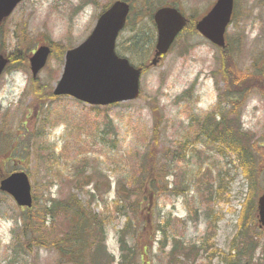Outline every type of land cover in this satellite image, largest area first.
<instances>
[{
	"label": "rangeland",
	"instance_id": "obj_1",
	"mask_svg": "<svg viewBox=\"0 0 264 264\" xmlns=\"http://www.w3.org/2000/svg\"><path fill=\"white\" fill-rule=\"evenodd\" d=\"M113 1L24 0L0 25L6 34L0 39L1 54L26 51V62L9 65L0 77V180L26 171L34 198L40 201L71 191L85 204H93L95 212L109 221L106 245L115 257L113 264H121L119 231L127 217L137 221L128 205L137 194L141 213L133 234L129 230L126 236L129 246L139 252L134 264H171L174 239L197 246L195 259L177 255L187 264H228L222 253L234 245L243 264H264V227L257 210L264 191V0H236L226 55L195 28L184 30L157 65L151 63L157 31L150 20L151 26L145 27L154 31L151 40L137 53L127 52L134 29L144 27V18L134 20L132 12L118 44L120 55L135 66H147L138 99L94 110L69 96L41 98L31 83L29 58L34 51L50 43L79 46ZM215 2L150 0L145 12L149 17L153 6L174 4L197 21ZM132 5L136 12L139 3ZM64 64L65 56L52 55L36 80L47 91L50 86L54 89ZM222 111L232 112L229 120L234 117L239 127L244 124L253 134L249 141L254 183L239 166V156L226 149L220 153L219 143L200 133L202 120L209 115L215 123ZM20 144L27 147L26 153L15 158L13 153L22 151ZM78 156L83 159L73 163ZM72 169L95 173L90 179L97 183L98 195L92 196V186L83 188V181L74 189L68 175ZM153 170L155 178L149 179ZM59 175L68 177L69 183L61 184L67 180ZM141 181H146L143 189ZM221 181L225 191L220 195ZM118 189L130 197L124 214L115 202ZM248 200L254 205L249 211ZM23 214L13 197L0 191V264H58V254L48 250L50 246L37 241L19 245V240L26 242L17 226ZM150 216L153 222L147 223ZM156 222L164 230L154 231L150 225ZM151 236L153 249L148 251Z\"/></svg>",
	"mask_w": 264,
	"mask_h": 264
},
{
	"label": "trees",
	"instance_id": "obj_2",
	"mask_svg": "<svg viewBox=\"0 0 264 264\" xmlns=\"http://www.w3.org/2000/svg\"><path fill=\"white\" fill-rule=\"evenodd\" d=\"M115 1V0H114ZM113 1V2H114ZM131 3L137 2L139 5L136 7V12L134 13V20L141 16L144 18L142 20V25L144 27H137L134 29L136 32L135 36L132 37L133 39L129 42L130 48L127 51L128 53H137L136 51L140 48L143 49V45L147 44L148 40H151L153 37L154 31L151 27L150 20L153 23V27L155 33L157 31L156 25L154 23L153 14L155 9L164 5L160 4L159 6H153L150 9L149 17L146 15L145 10L147 9V5L150 0H126ZM112 3V2H111ZM111 3H109L106 7L103 8V11L106 10ZM132 14V13H131ZM131 22V16L129 17V23ZM196 28V20L190 18L188 20V25L185 30ZM139 31L137 32V30ZM6 36L4 31L0 30V39ZM2 41V40H1ZM143 43V44H141ZM52 47V55H58V57L63 58L66 54V51L71 48L70 46H64L61 43H50ZM231 45L227 42V46L222 50V53L225 55L230 51ZM118 53H122L119 48V44L117 45ZM2 50L0 49V53ZM51 55V57H52ZM7 57L10 58L12 64H19L26 62V51L15 49L10 54H7ZM139 66L143 67V70L146 71L147 66L145 63H141ZM241 80V79H239ZM32 88L37 89V92L42 93L41 98H46L47 96L50 99H57L53 93V88L50 86L48 87V91L44 87L45 84L39 83L36 78L31 77ZM39 101V100H37ZM94 110H100V106H92ZM232 112L222 111L219 112L218 120L215 116V123L209 120V115L202 120V125L200 128V133L202 136L206 137L207 140L216 141L219 143V152L223 153L224 150H230L239 156V166L245 168V172L247 175V179L253 180L254 178L250 174V165L252 163V155H254L253 149L250 147L251 141L253 137L250 133L243 131L239 125L234 122V118L230 117L229 115ZM225 143L228 144L225 145ZM43 144V143H42ZM20 152H14L13 157L17 158V156L21 155L26 150V146L19 145ZM26 153V152H25ZM29 156V154H26ZM51 161L53 162L55 155L54 151H50ZM81 156H78L75 162L82 160ZM11 160V159H10ZM71 182L73 183L74 189L79 188V183L83 181V188L92 186V196L98 195L96 189L99 188L97 183L90 179L91 176H94L95 173L88 175L83 173V170L72 169L70 173ZM60 176V175H59ZM59 176L55 177L57 180ZM149 179L155 178L154 170L151 171L148 175ZM60 178H66L65 180H60V183L63 185H67L69 183V178L65 176H60ZM223 180V179H222ZM146 181H141V187L145 184ZM250 183V182H249ZM220 191L219 194L221 195L224 188V183L220 182ZM219 184V185H220ZM143 189V188H142ZM117 192V208L121 210V214H124L128 209L125 207L127 202H130V197H123V194L120 193V189ZM131 192H134L131 190ZM140 195L137 194L135 199L132 203H128L129 208L132 209L133 216L138 221V217L141 213V203L138 199ZM45 198V197H44ZM54 198V199H51ZM246 209L249 211V207L253 208V202L248 200L246 203ZM34 212V213H33ZM23 215L20 217V225L19 223L17 226L21 228L26 236V242L20 243L19 245L27 247L28 244L37 241L38 245L41 246H50L47 248L48 250H53L58 254L59 262L58 264H108L109 262L115 261V257L112 253L108 251L106 240H107V227H108V219H104L101 217L100 214L95 212L93 204H90L88 201L85 202L71 191H68V195L65 196V193L61 192L58 197H48L45 199H40L35 197V204L31 209L23 210ZM244 217V215H243ZM137 221H133L132 218L127 217L125 226L122 230L119 231L120 234V245H121V264H134L136 263V259L139 255V252L136 251L135 248H131L129 243L126 239V236L129 234V230L132 231V226L136 224ZM22 222V223H21ZM153 222L151 216L149 217L147 223ZM156 223L151 224L153 230L156 232H160L163 229L161 226H157ZM134 225L133 227H135ZM135 230V229H134ZM151 241L148 244V251L153 249V237L151 236ZM164 240L159 242V250L163 251ZM20 249V246H19ZM23 249V248H22ZM233 250V252H232ZM229 253H222L224 255V259H228V264H243V262L239 259V251L236 250L235 245ZM178 251V252H177ZM171 254V264H187V262L183 259L177 257V255H183V258L189 259L193 257L194 259L198 255V248L196 245H187L184 242H181L177 239H174ZM170 264V263H169ZM207 264H212L211 261H208Z\"/></svg>",
	"mask_w": 264,
	"mask_h": 264
},
{
	"label": "water",
	"instance_id": "obj_3",
	"mask_svg": "<svg viewBox=\"0 0 264 264\" xmlns=\"http://www.w3.org/2000/svg\"><path fill=\"white\" fill-rule=\"evenodd\" d=\"M22 0H0V23ZM129 3L118 0L98 18L92 33L79 46L65 55L63 73L54 94L69 95L89 105L106 106L132 101L141 91L142 67L131 64L128 58L116 52V42L130 13ZM234 0H217L211 10L199 21L197 30L219 47L226 46V31L231 23ZM157 42L152 65H157L167 54L178 35L184 30L188 18L175 7L165 6L154 14ZM51 48L41 46L31 57V68L36 77L46 65ZM9 59L0 54V76ZM0 189L9 193L19 206L31 207L34 196L29 175L15 172L0 182ZM260 220L264 225V194L259 201Z\"/></svg>",
	"mask_w": 264,
	"mask_h": 264
}]
</instances>
